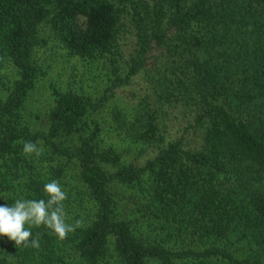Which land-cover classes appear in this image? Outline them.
I'll return each mask as SVG.
<instances>
[{"label":"trees","instance_id":"1","mask_svg":"<svg viewBox=\"0 0 264 264\" xmlns=\"http://www.w3.org/2000/svg\"><path fill=\"white\" fill-rule=\"evenodd\" d=\"M48 50L82 71L34 128ZM52 181L80 226L0 264H264V0H0V205Z\"/></svg>","mask_w":264,"mask_h":264},{"label":"clouds","instance_id":"2","mask_svg":"<svg viewBox=\"0 0 264 264\" xmlns=\"http://www.w3.org/2000/svg\"><path fill=\"white\" fill-rule=\"evenodd\" d=\"M23 153L26 156L35 154L39 157L42 149L35 143L27 141L23 144ZM43 191L48 196L47 201L17 199L11 206L0 205V236H7L16 247L38 249L39 240L31 238L33 226H46L60 240L66 239L69 232L80 226L79 221L75 226L65 222L63 201L67 199V194L57 181L45 184Z\"/></svg>","mask_w":264,"mask_h":264},{"label":"rangeland","instance_id":"3","mask_svg":"<svg viewBox=\"0 0 264 264\" xmlns=\"http://www.w3.org/2000/svg\"><path fill=\"white\" fill-rule=\"evenodd\" d=\"M42 61L45 65L51 64L49 68V74L43 77L38 83L35 90L32 92L29 100L27 101L25 114L28 122L34 128H40L45 126V122L48 118V112L50 111L53 102L50 93V84L53 81L59 82L61 85H67L74 77L76 80H80L78 75V67L74 66L70 60H66V57L61 53H56L51 50L41 53ZM90 81V80H89ZM142 81L140 78H136L131 86H128L125 91H122L124 99L134 100L133 98L139 97L143 91ZM119 101V100H118ZM186 124L185 120L181 116L175 117L170 123V136L175 138L183 133V126ZM142 158L140 161H144Z\"/></svg>","mask_w":264,"mask_h":264}]
</instances>
